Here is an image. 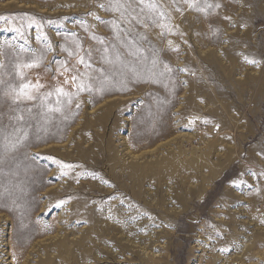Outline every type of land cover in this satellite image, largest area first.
<instances>
[{
  "label": "rangeland",
  "instance_id": "1",
  "mask_svg": "<svg viewBox=\"0 0 264 264\" xmlns=\"http://www.w3.org/2000/svg\"><path fill=\"white\" fill-rule=\"evenodd\" d=\"M158 3L0 0V264H264V0Z\"/></svg>",
  "mask_w": 264,
  "mask_h": 264
},
{
  "label": "snow or ice",
  "instance_id": "2",
  "mask_svg": "<svg viewBox=\"0 0 264 264\" xmlns=\"http://www.w3.org/2000/svg\"><path fill=\"white\" fill-rule=\"evenodd\" d=\"M185 3L188 4L189 8H193L196 11L199 12H205L206 8L205 7H197L198 0H185ZM220 5H216V7H219ZM101 8H104V5H100ZM208 8L212 7L211 4L207 5ZM107 11H112V12H118L120 14V19L128 25H131L133 22L136 24H143L144 16H148L149 18H152L153 16H158L161 19H165L167 14L161 9L160 4L158 3V0H109V7L106 9ZM179 11V9H177ZM97 20L100 19V17H96ZM103 22V21H102ZM113 26L114 28L119 32V31H124L123 28L120 27V25L113 21ZM153 23H156L155 20H153ZM147 26V25H145ZM160 27L167 28L166 24H160ZM170 31V29H169ZM143 39H147V37H142ZM102 42V41H101ZM171 44V41L169 42ZM245 60L250 63L254 64L257 63L254 60H250L247 57H245ZM111 62V61H109ZM79 63L85 65V67H89V65L86 64L85 60L83 57H80ZM40 65V60L39 58L35 61H33L30 64H25L23 65L24 68H32V67H39ZM67 71V69H65ZM170 70V69H169ZM18 74L23 77V72L19 71V66H18ZM77 76H71L72 81H77ZM67 83V81H65ZM79 88V91H91V86H85L83 83H79L76 85ZM43 87L39 82L36 84H32L31 82L24 83L22 84L19 89L12 88L10 92L5 93L6 96H10L12 99L13 103H17L20 100H34L36 99L35 96L31 94V90H39V88ZM56 93L59 95L63 96H69L70 93L65 92L63 88L58 87L56 89ZM48 96L52 95V93H48ZM46 99V97H45ZM71 100L69 99V103ZM50 111H60L59 108L56 109H49ZM17 119H23L22 116L17 117ZM23 138L17 139L15 143L12 144V147L15 148L19 143L22 142ZM68 167V166H65ZM66 174V173H65Z\"/></svg>",
  "mask_w": 264,
  "mask_h": 264
},
{
  "label": "bare ground",
  "instance_id": "3",
  "mask_svg": "<svg viewBox=\"0 0 264 264\" xmlns=\"http://www.w3.org/2000/svg\"><path fill=\"white\" fill-rule=\"evenodd\" d=\"M20 254V253H19Z\"/></svg>",
  "mask_w": 264,
  "mask_h": 264
}]
</instances>
